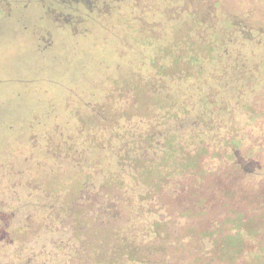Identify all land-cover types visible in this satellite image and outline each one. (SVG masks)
<instances>
[{
  "label": "trees",
  "instance_id": "16d2710c",
  "mask_svg": "<svg viewBox=\"0 0 264 264\" xmlns=\"http://www.w3.org/2000/svg\"><path fill=\"white\" fill-rule=\"evenodd\" d=\"M198 54L153 59L151 76L126 84L133 100L120 110L124 92L91 104L101 135L82 123L49 138L73 181L36 207L44 228L69 235L42 249L29 216L9 231L0 211V264H264V106H253L263 78L236 66L210 79Z\"/></svg>",
  "mask_w": 264,
  "mask_h": 264
},
{
  "label": "rangeland",
  "instance_id": "374dc122",
  "mask_svg": "<svg viewBox=\"0 0 264 264\" xmlns=\"http://www.w3.org/2000/svg\"><path fill=\"white\" fill-rule=\"evenodd\" d=\"M207 1L211 3L193 5L196 17L185 14L179 20L178 10L184 6L175 0H147V4L138 0L147 8L139 17L127 8V0L120 1V7L108 0L101 4L100 17L85 18L80 31L77 14L47 8L28 15L35 8H16L15 0H0V211L9 231L18 230L29 216L36 224L31 228L38 231L31 240L52 251L57 240L69 235L63 226L60 232L44 228V211L36 207L49 201L47 195L67 196V185L73 181L71 160L59 163L47 151L49 138H59L66 129L75 131L82 123L95 132L102 124L92 123L90 105L105 101L108 92L129 96V101L128 96L116 100L113 111L130 104L126 84L151 76L153 59L168 64L182 53L197 52L206 58L210 79L219 78L224 68L234 72L238 66L243 78L262 77L263 83L256 87L264 92V0ZM156 7H161L160 13L152 10ZM90 12L98 15L96 10ZM70 19H75L77 32L60 27ZM253 106L263 108L264 100ZM214 192L216 204L221 203L220 191ZM3 244L14 247L16 241ZM8 259L3 255L1 263Z\"/></svg>",
  "mask_w": 264,
  "mask_h": 264
},
{
  "label": "flooded vegetation",
  "instance_id": "af4514ba",
  "mask_svg": "<svg viewBox=\"0 0 264 264\" xmlns=\"http://www.w3.org/2000/svg\"><path fill=\"white\" fill-rule=\"evenodd\" d=\"M16 1V8L17 7H21L23 6L24 9H28V8H35L34 10H28L27 14L29 15H34L32 12H40L41 10H46L47 8L54 11L56 10H61V12H63V14H77L78 19L80 22L79 26H82V28L80 27V31H83L84 29V20L85 18L87 19L88 16H94L96 19H98V17H100L101 15V4H107L108 0H96L94 2H92V4L87 3L85 0H15ZM112 4L117 5L118 7H120V1L123 4L124 0H111ZM143 3L147 4V0H140ZM47 5H45V3ZM205 3H211L210 1L207 0H175V3H177L178 5L184 6L183 8H180V10H178L177 16L179 17L178 19L180 20L182 18V16H184L185 14H187V16H191L193 15V17H196L197 12L196 11H192L191 9L193 8V5L196 6V4H204ZM24 3V4H22ZM68 4H72L71 6H69ZM125 4L127 5V8H132V13H135L138 17L140 15H145L146 12L143 10H146L144 8H142V5L138 2V0H127V2H125ZM160 4V3H158ZM157 5V4H155ZM123 6V5H122ZM208 13L210 10V5H208ZM152 7V6H151ZM10 8H13L12 6ZM153 8V7H152ZM117 9V8H116ZM151 9V8H150ZM0 10L2 9V5H0ZM96 10L98 15H92L90 11ZM154 12H159L161 11V7H156L155 9H152ZM213 10V9H212ZM26 10H23V12H25ZM153 11H151L153 13ZM180 11H183L180 16ZM56 15V14H55ZM80 16V17H79ZM58 18L55 16V19ZM61 21H63L61 18H58ZM183 19V18H182ZM75 20V19H74ZM70 19V21H66V23L61 22L62 26L60 27H69V30L71 32H77L79 29L76 27L77 24H75V21ZM88 20V19H87ZM203 23H205V19L201 18L200 19ZM70 22V25H67ZM210 22V21H209ZM201 23V24H203ZM165 26V25H164ZM206 27L210 28V25L206 24ZM215 27V26H214ZM192 29H195L193 27H191ZM213 44V41H211Z\"/></svg>",
  "mask_w": 264,
  "mask_h": 264
}]
</instances>
